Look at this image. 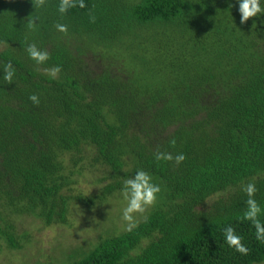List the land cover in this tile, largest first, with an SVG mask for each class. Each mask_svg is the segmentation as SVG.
I'll return each instance as SVG.
<instances>
[{
  "label": "trees",
  "instance_id": "16d2710c",
  "mask_svg": "<svg viewBox=\"0 0 264 264\" xmlns=\"http://www.w3.org/2000/svg\"><path fill=\"white\" fill-rule=\"evenodd\" d=\"M60 2L0 0L4 246L28 240L12 215L68 225L72 201L103 203L143 168L161 186L143 218L61 264L263 263L242 185L255 184L264 223V22L241 24L235 0H66L64 14ZM29 43L48 59L31 60ZM9 61L12 81L3 79ZM157 151L185 160L157 161ZM86 164L108 169L110 182L68 194ZM227 225L246 254L224 242Z\"/></svg>",
  "mask_w": 264,
  "mask_h": 264
},
{
  "label": "rangeland",
  "instance_id": "374dc122",
  "mask_svg": "<svg viewBox=\"0 0 264 264\" xmlns=\"http://www.w3.org/2000/svg\"><path fill=\"white\" fill-rule=\"evenodd\" d=\"M108 175V169L86 164L82 173L72 176L68 194L84 197L98 194L110 182ZM124 205L122 193L118 192L108 197L107 201L93 206L72 201L68 225L45 226L32 216L12 215L15 233L18 236L27 233L28 240L25 237L19 250L7 249L0 240V264H61L66 261L67 253L82 255L92 249L100 238L129 229V222L124 221L121 215ZM149 209L150 206H147L143 213H134L133 225Z\"/></svg>",
  "mask_w": 264,
  "mask_h": 264
},
{
  "label": "clouds",
  "instance_id": "9594fccd",
  "mask_svg": "<svg viewBox=\"0 0 264 264\" xmlns=\"http://www.w3.org/2000/svg\"><path fill=\"white\" fill-rule=\"evenodd\" d=\"M235 5H237V11L240 15V23L244 24L249 18L255 17L264 22V0H235ZM79 6L84 7L83 0H79ZM233 5H229L231 8ZM69 5L66 0H61L58 6V12L64 14ZM29 26H35L32 20L29 22ZM255 23V21L253 22ZM56 29L60 32L67 30V26L64 24H56ZM26 52L31 60H34L37 64L43 63L48 59V52L46 50L40 49L35 43H29L26 47ZM59 71V67H54L51 69V73L55 75ZM16 69L12 65L11 61L6 62L3 65V79L6 81H12ZM28 99L33 104L39 103V97L36 94L29 95ZM174 143V141H173ZM154 158L157 161H171L179 165L185 160L184 153L180 152L173 157L168 152L157 151L154 154ZM242 190L247 193L248 199L246 201L247 210L244 213V218L251 220L255 227L256 239L264 241V223L257 219V215L260 212V208L257 202L252 199L253 193L256 191L255 184L249 182L246 185H242ZM161 191V186L159 183L154 182L152 176L149 172L143 168H138L134 174L126 177H122L121 193L125 201V205L122 208V219L128 221L129 230L134 226V213H143L147 206L152 205L156 199L157 194ZM223 238L224 242L229 247H235V250L240 253H247L248 248L241 243V237L235 232L231 225H227L223 228Z\"/></svg>",
  "mask_w": 264,
  "mask_h": 264
}]
</instances>
